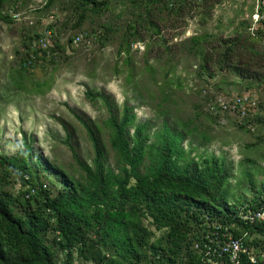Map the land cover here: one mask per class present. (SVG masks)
Masks as SVG:
<instances>
[{
  "label": "trees",
  "instance_id": "obj_1",
  "mask_svg": "<svg viewBox=\"0 0 264 264\" xmlns=\"http://www.w3.org/2000/svg\"><path fill=\"white\" fill-rule=\"evenodd\" d=\"M18 1L0 0V20L13 22L11 11L20 10ZM54 1L47 0L46 6ZM72 1L76 14L73 26L78 31L64 42L56 30L57 24H51L46 29L52 33L48 48L39 45L35 50L32 43L44 33L21 34V48L16 50L19 68L29 72L40 60L53 61L60 51L74 46L78 35L86 34L77 46L87 41L105 46L112 39L111 34L120 31L123 34L118 53L127 55L129 65L134 43L146 42L148 46L153 34L161 35L155 5L165 15L164 25L175 26L179 18L197 15L201 23L207 24L216 2L132 0L138 8L142 4L145 8L127 20L126 25L105 22L101 29H89L80 28L89 12H104L110 8L111 0ZM6 3L11 4L9 12L3 11ZM254 8L255 4L249 17L238 22L230 35L196 33L174 48L165 47L164 54L174 52L199 59L194 71L205 83L216 78L217 72H225L237 77L238 81L233 83L241 85V93L254 92L264 84V18L254 23ZM260 11L264 13L263 2ZM160 37L163 44L168 41L165 36ZM32 55L33 63L25 64ZM170 61L166 59L168 64ZM171 72L172 66L165 77ZM162 84L166 97L165 79ZM86 93L91 99L101 98L107 106L105 125L115 168L106 164L107 148L99 134L100 127L79 115L93 147V164L79 155L66 124L64 141L83 171V179L70 176L42 155L36 156L27 142L15 155L0 152V264H75L76 258L93 264H202L204 254L196 244L205 240L208 221L229 225L235 236L246 234L250 250L264 249V222L251 224L239 217L243 206L264 204V188L251 199L230 201L225 188L230 172L225 160L213 155L203 160L188 157L182 146L189 132L186 122L182 123V131L174 133L165 121L163 131L156 132L155 139L148 142L147 124L135 123L134 108L128 102L119 112L114 101L101 91L87 89ZM200 93L196 91L199 98ZM210 95L201 100L207 103ZM203 110L215 123L225 117L242 130L250 131L264 123L261 98L245 118L229 114L221 117ZM31 188L35 192L26 197ZM144 220L155 230H150ZM155 231L161 235L153 240Z\"/></svg>",
  "mask_w": 264,
  "mask_h": 264
},
{
  "label": "rangeland",
  "instance_id": "obj_2",
  "mask_svg": "<svg viewBox=\"0 0 264 264\" xmlns=\"http://www.w3.org/2000/svg\"><path fill=\"white\" fill-rule=\"evenodd\" d=\"M215 1L213 17L207 24L201 23L197 15L183 16L175 26L164 25V13L153 4L161 35H152L149 49L146 42L134 43L129 65L127 55L118 53L123 34L120 31L111 34L112 39L105 46L92 41L80 46L73 44L60 51L53 61L40 60L33 70L27 72L19 68L16 53L21 48V34L44 33L47 26L57 24L56 30L65 42L79 28L73 26L76 14L72 0H55L49 7L46 6L47 0H19L20 10L15 12L19 16H12L14 20L10 24L0 20V152L15 155L27 142L36 156L42 155L70 176L83 179V171L64 141L66 124L79 155L93 164V147L86 128L77 117L79 115L100 127L99 134L107 148L106 164L115 168L105 125L109 115L107 106L101 98L91 99L86 93L87 89L101 91L114 101L119 112L126 102L133 106L135 123L147 124L148 142L155 139L156 132L163 131L165 121L174 133L182 131V123L186 122L189 132H186L182 146L188 157L196 160L212 155L223 158L230 172L225 184L228 199L236 202L244 197H254L257 190L264 188V123L248 131L239 129L230 119L215 123L202 113L207 106L203 101L204 91L228 93L227 96L241 93V85L233 83L238 81L237 77L217 72L216 78L205 83L195 75V64L200 62L199 59L174 52L164 54L165 47L174 48L196 33L211 31L230 35L238 22L249 17L256 2ZM10 5L4 4L3 11L9 12ZM142 5L138 8L132 0H111L110 8L104 12H89L80 28L101 29L105 22L119 27L126 25L127 20L144 12L145 6ZM160 36H165L168 41L163 44ZM145 48L148 54H145ZM167 58L171 60L170 65ZM171 66L172 72L165 77ZM164 79L168 91L166 97L161 87ZM218 88L222 91H217ZM197 90L201 92L200 98ZM256 90L253 93L264 103V84ZM161 102L163 104L159 105ZM217 112L223 117V112ZM133 131L132 126L130 132ZM14 189L16 192L17 188ZM144 222L150 230H155L149 221ZM154 234L152 239L156 240L161 232L155 231ZM75 264L93 263L76 258Z\"/></svg>",
  "mask_w": 264,
  "mask_h": 264
},
{
  "label": "built area",
  "instance_id": "obj_3",
  "mask_svg": "<svg viewBox=\"0 0 264 264\" xmlns=\"http://www.w3.org/2000/svg\"><path fill=\"white\" fill-rule=\"evenodd\" d=\"M262 2L264 3V0H256L255 2L254 23L264 18V13L260 11ZM11 14L15 18L19 16V13L13 11H11ZM51 36V31L46 30L41 38L32 43V49H37L39 45H42L43 48H48ZM84 36L86 34L76 36L73 44H79ZM33 60H35V57L32 55L25 64L31 65ZM204 92L206 93L205 95L209 94L207 91ZM231 95L211 94L206 104V111L215 115L219 114L217 111H221L223 112V116L229 114L245 118L250 115L252 108H256L258 104V97L253 92ZM222 120L226 122L228 119L226 120L223 117ZM34 192L35 188H31L30 192L26 193V197H29ZM239 217L242 221L251 224L264 222V204L259 206H243L239 210ZM206 224L205 240L202 243L196 244V247L200 248L204 254L202 264H264V249H259L257 252L254 249L250 250L246 243V234L244 236H235L230 230L229 225H224L221 222L208 221ZM246 256L247 261L245 260Z\"/></svg>",
  "mask_w": 264,
  "mask_h": 264
}]
</instances>
